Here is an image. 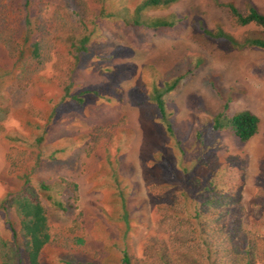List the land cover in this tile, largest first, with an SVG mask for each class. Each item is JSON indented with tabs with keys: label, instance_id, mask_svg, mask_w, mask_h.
Instances as JSON below:
<instances>
[{
	"label": "rangeland",
	"instance_id": "rangeland-1",
	"mask_svg": "<svg viewBox=\"0 0 264 264\" xmlns=\"http://www.w3.org/2000/svg\"><path fill=\"white\" fill-rule=\"evenodd\" d=\"M141 1L0 0V109L8 110L0 121V201L20 188L22 172L35 187L53 185L39 194L51 233L42 264H120L125 247L133 264L152 263L161 245L172 250L179 226L172 218L185 213L183 198L197 199L214 175L232 193L243 185L229 215L249 223L264 209L255 204L264 168V50L213 42L194 22L240 41L264 38V31L238 25L214 0H181L143 14L174 18L173 28L127 26L123 14ZM220 1L264 13V0ZM84 39L87 51H80ZM35 42L39 59L29 52ZM177 77L183 80L165 97L170 135L151 94ZM227 100L230 115L249 110L260 119L247 143L231 130H212ZM119 191L130 214L126 238ZM10 241L0 212V243ZM9 253L0 246V264H19L6 260Z\"/></svg>",
	"mask_w": 264,
	"mask_h": 264
},
{
	"label": "trees",
	"instance_id": "trees-1",
	"mask_svg": "<svg viewBox=\"0 0 264 264\" xmlns=\"http://www.w3.org/2000/svg\"><path fill=\"white\" fill-rule=\"evenodd\" d=\"M181 0H142L136 6L132 15L123 14L125 24L131 27H144L148 29L173 28L177 20L157 18L147 20L143 14L150 9L169 8ZM215 3L226 8L235 22L240 26L254 25L264 31V13L254 5L249 4L245 13L239 11L233 2L214 0ZM28 7V1L26 2ZM26 33L32 27L29 16L26 17ZM194 27L208 40L216 43H225L234 49L257 48L264 50V38H247L237 40L223 29L210 30L202 20L194 22ZM29 40L24 37V43ZM87 40L81 42L80 51H87ZM39 43L30 45L29 52L32 59H39ZM24 58V56L22 57ZM183 77H177L163 85L161 88H153L151 100L158 108L161 121L170 135L174 134L171 116L168 112L165 97L178 88ZM66 97L71 96L69 88L66 89ZM73 100L81 102L77 97ZM8 114L7 109H0V121ZM260 119L249 110L229 114V101L225 102L222 110L215 115L212 130L220 132L231 130L241 143H247L259 133ZM42 141V138L39 139ZM22 181L19 189L9 192L0 201V212L5 215V222L11 232L9 243H0L3 250H9L6 260L10 263L17 261L19 264H42L41 258L46 245L50 242L51 233L47 209L40 199L39 194H50L53 185L41 181L36 187L33 185L30 172L19 173ZM264 168L257 182V195L255 204L264 207ZM198 183V181H196ZM76 190L77 186L68 183ZM223 186H226L224 184ZM243 185H238L234 193L233 189H222L214 175L204 186L197 199L188 202V198L182 205L183 213H174L172 223L177 224L174 229L177 237L173 240L172 250L161 245L158 249L157 260L147 264H264V209L252 214L248 220L229 215L231 207L242 200ZM232 193L229 195V193ZM119 196L122 194L119 191ZM53 205L59 210H66L63 202L52 199ZM120 219L124 226V238L130 233V214L124 197L121 200ZM224 208H227L224 213ZM12 211L17 221L12 218ZM177 226V225H175ZM22 241V243H19ZM150 247L146 250L149 251ZM157 253V252H156ZM198 257H194L192 254ZM147 254V253H146ZM120 264H133L127 247L123 249Z\"/></svg>",
	"mask_w": 264,
	"mask_h": 264
}]
</instances>
